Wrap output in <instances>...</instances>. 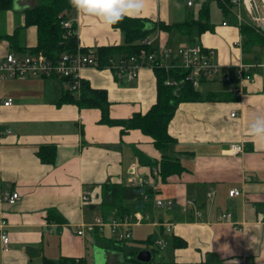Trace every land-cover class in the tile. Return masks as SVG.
<instances>
[{"label":"crops","instance_id":"obj_1","mask_svg":"<svg viewBox=\"0 0 264 264\" xmlns=\"http://www.w3.org/2000/svg\"><path fill=\"white\" fill-rule=\"evenodd\" d=\"M177 1L144 0L139 14L131 17L181 23L171 20L179 11ZM198 1L199 5L203 2ZM36 4V0H14L12 8L0 14V59L7 53L28 55V49L35 47L34 26L19 33L18 46L25 47L26 53L12 50L4 37L23 26V11ZM212 4L218 10L219 24L212 21ZM194 6L193 0V6L186 7L191 10ZM229 10L236 20L238 7ZM72 18L81 50L123 42L119 30L95 17L75 10ZM242 19L251 23L246 13ZM210 20L214 30L201 34L194 45L212 49L211 62L221 67L253 65L252 79L242 85L241 96L231 92L235 79L230 83L201 81L196 90L202 95L227 99L180 103L168 127L176 144L164 153L139 130L122 133L120 127L100 124L98 109L58 105L61 96L70 92L62 79L0 80V222L6 223L3 230L9 236L6 252L0 242V264L62 259L95 264V249L103 252V264H119L121 255L116 250L103 249L106 241L113 239L109 229L90 231L87 226L101 217V185H129L131 178L149 183L152 203L145 213L136 210L130 215L133 224L128 251L156 248L157 252L158 248V261L166 264H264V143L248 131L254 117L264 116V62L258 60L257 47L250 54L243 53L239 27L223 17L214 1L210 3ZM156 36L154 43L159 49L169 48L174 53L181 46H191L176 31H156L149 38ZM79 76L91 88L107 92L113 119L143 115L156 102V78L149 67H141L133 80L98 67L82 69ZM8 99L11 104L3 106ZM230 143L241 144L244 151L228 155ZM44 145L55 146L52 165L41 163L36 155ZM162 155L177 159L180 171L163 179L159 169ZM148 161L156 165H147ZM233 189L240 195L230 197ZM7 191L18 193L14 205L1 199ZM209 192H213L211 197ZM155 199L171 200L173 207L157 208ZM49 211L53 213L47 219ZM224 213L230 218L222 219ZM97 235L103 236L105 243L95 240ZM148 238L152 244L146 243ZM174 238L184 246L175 248ZM159 240L162 246L155 244ZM133 243H140L139 250H133Z\"/></svg>","mask_w":264,"mask_h":264},{"label":"trees","instance_id":"obj_2","mask_svg":"<svg viewBox=\"0 0 264 264\" xmlns=\"http://www.w3.org/2000/svg\"><path fill=\"white\" fill-rule=\"evenodd\" d=\"M37 4L23 11L24 24L17 27L10 36L4 37L12 50L26 53L25 47L18 46V37L20 30L29 26H34L37 33V43L35 47L28 49L29 54L42 53L48 60L56 61L62 54L75 53L77 51L78 39L76 34L67 35L62 23L68 19H73L72 14L75 9L72 8L70 0H36ZM216 2L224 18L231 24L239 27L242 38V50L245 54L253 52L255 47L264 48V31L260 30L250 22L237 21L230 14V8L233 6L231 0H204L191 17L181 23L166 24L160 21L153 22L149 19L125 17L117 24L111 25L112 28L120 31L123 37L121 45L117 46H101L95 51L97 67L104 69L121 59H128L132 56L140 54H155L156 62L153 71L156 78V102L143 115L136 113L129 119H113L109 115V106L107 92L102 89L91 88L88 83L81 81L79 89L74 92H66L61 96L58 105L69 103L75 104L79 109H98L101 113L99 123L107 126H117L124 133L127 130H139L143 135L148 136L152 140V144L156 150L161 153L167 151L176 144V140L169 134L168 127L172 120L176 108L180 103L184 102H200L206 100H226L224 95L211 94L207 97L202 95L192 86V82L185 78L188 72L182 68L174 67L171 69H163L156 64L159 60V48L155 43L151 45L143 44L144 39L149 38L156 31L166 32L170 34L173 31L180 33L186 38L190 45H194L196 39L204 32H212L214 24L210 20V3ZM14 0H0V14L12 8ZM73 30H76V24H72ZM86 52L85 49H79ZM167 80L177 82L174 85H166ZM55 146H40L37 151V157L41 163H55ZM147 165L155 166L154 161L146 162ZM162 178L180 171L177 159L169 158L162 155L159 164ZM146 195L147 199L143 196ZM152 191L147 187L130 186L105 182L101 185L100 194V211L101 217L107 219L113 217L123 219L130 216L133 211L140 210L143 213L152 203ZM53 212L47 213V219ZM62 222V219L56 218ZM95 240H102L103 236H96ZM128 241H117L112 239L106 241L103 248L106 252L116 250L121 255L119 264H144L136 260L139 251H128ZM152 239L148 238L146 243L152 244ZM175 248L184 246L183 242L173 240ZM151 253V261L154 248L149 249ZM150 261V262H151ZM72 259H62L58 262L45 260L42 264H74ZM155 264H166L157 262Z\"/></svg>","mask_w":264,"mask_h":264},{"label":"built area","instance_id":"obj_3","mask_svg":"<svg viewBox=\"0 0 264 264\" xmlns=\"http://www.w3.org/2000/svg\"><path fill=\"white\" fill-rule=\"evenodd\" d=\"M186 3L187 7L193 6V0H179ZM204 1V0H200ZM233 5L238 7V11L235 14L237 24L243 22L241 10V3L250 9L252 13L258 14V7L255 0H231ZM245 11V8L243 9ZM255 21L260 20L259 18H254ZM262 20V19H261ZM260 20V23L256 25L264 26V22ZM75 24L74 19H68L62 23L67 35L76 34V30L72 28V24ZM226 23H223L225 25ZM156 37L147 38L142 41L143 44L151 45L157 40ZM77 51L70 54H62L58 60L52 61L48 60L42 53L28 54L17 56L13 53H7L3 58L0 59V80L6 78L12 79H24V78H58L66 81L69 85L71 91L76 92L80 85L81 79L79 76V71L85 68H95L97 67V60L95 51L89 49L86 52H81L79 45H77ZM214 55L212 49L203 48L199 45L191 46H181L173 53L169 48L159 49V60L156 64L165 70L174 67H179L188 72L186 80L192 82V86L196 89L198 88L201 81L204 80H215L220 79L227 83L236 80V85H232L231 92L235 96H241L243 93L242 85L248 81H251V69L253 65L239 63L233 69H228L221 67L219 64L211 62V58ZM156 62L155 54H140L139 56H132L128 59H121L117 62L111 63L107 69L113 71L117 77H126L129 80L136 79L138 71L141 67H149L153 69ZM166 85H176L177 82L172 80H167ZM11 100L8 99L3 103V106H9ZM233 117L234 114L231 113ZM243 146L241 144L230 143L227 149V154L234 156L241 154L243 152ZM130 186L147 187L149 183L145 180H129ZM240 191L233 189L229 191V196H239ZM213 192L207 194L211 197ZM19 195L17 192H3L1 199L8 205H14L18 200ZM147 199V196H143ZM83 200L86 197L83 196ZM154 206L157 208L171 209L173 207V202L171 200L163 201L160 199L154 200ZM200 216V213L197 212ZM222 219L230 218L229 213H224L221 215ZM140 217L137 218V222ZM5 222H0V242L2 246V251L6 252L8 250L9 236L3 230L5 227ZM133 224V217L127 216L125 218L116 219L109 217L103 219L102 217H95L93 222L87 226L88 230L97 229L103 231V229L108 228L111 236L117 241L129 240L131 238L130 227ZM78 235L82 234V231L77 232ZM158 246H162V242L159 240L155 243Z\"/></svg>","mask_w":264,"mask_h":264},{"label":"clouds","instance_id":"obj_4","mask_svg":"<svg viewBox=\"0 0 264 264\" xmlns=\"http://www.w3.org/2000/svg\"><path fill=\"white\" fill-rule=\"evenodd\" d=\"M143 3L144 0H70L72 8L78 13L95 17L107 25L138 15ZM248 131L253 139L264 143V116L254 117Z\"/></svg>","mask_w":264,"mask_h":264},{"label":"rangeland","instance_id":"obj_5","mask_svg":"<svg viewBox=\"0 0 264 264\" xmlns=\"http://www.w3.org/2000/svg\"><path fill=\"white\" fill-rule=\"evenodd\" d=\"M255 1H256L257 7H258V14L256 15L255 13L250 12L249 11L250 9H248L246 4L244 5L243 3H241V6H242L241 15L244 17V15L246 13L247 14V19L250 20L251 23L256 26L258 23H260L261 19H262L261 21L264 22V0H255ZM194 2H195V6H194V8H191V10L193 9L192 12H194V10H196L198 5H199V1L198 0H194ZM177 5L179 7V11L176 13L177 15L173 14L172 19H171L172 22H182L185 19H187L189 17V15H191V13H192L190 8H187L184 3L180 2V1L179 2L177 1ZM243 8H245V11L243 10ZM211 12H212L211 13L212 21L215 24H219L220 16L218 14V10H217L215 4H212ZM255 17L259 18L260 20L255 21L254 20ZM257 53H258V60H260L261 62H264V48L257 47ZM200 88H202V87H200ZM132 247H133V250H136V249L140 248L141 245H140V243H133ZM154 249L156 250V248H154ZM157 250L158 251L155 252L154 256L152 257L153 258L152 261L149 262V263H146V264H155V263L158 262L159 249L157 248Z\"/></svg>","mask_w":264,"mask_h":264},{"label":"water","instance_id":"obj_6","mask_svg":"<svg viewBox=\"0 0 264 264\" xmlns=\"http://www.w3.org/2000/svg\"><path fill=\"white\" fill-rule=\"evenodd\" d=\"M258 28L262 31H264V26L258 25ZM94 256H95V264H103L104 262V254L101 250L95 249L94 250ZM136 260L141 263H149L151 261V253L148 250H142L139 251L136 255Z\"/></svg>","mask_w":264,"mask_h":264}]
</instances>
